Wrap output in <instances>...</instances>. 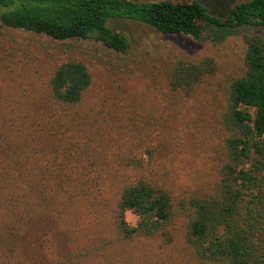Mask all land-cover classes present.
Segmentation results:
<instances>
[{
  "label": "trees",
  "instance_id": "obj_1",
  "mask_svg": "<svg viewBox=\"0 0 264 264\" xmlns=\"http://www.w3.org/2000/svg\"><path fill=\"white\" fill-rule=\"evenodd\" d=\"M121 20L198 40L204 24L264 30V0L224 16L197 0H0V264H178L169 257L176 235L191 264H264V36H245L210 191L168 189L148 160L96 133L82 61L61 60L46 80L19 74V56L77 42L126 53L128 36L110 26ZM215 72L211 58L175 59L165 84L189 96Z\"/></svg>",
  "mask_w": 264,
  "mask_h": 264
},
{
  "label": "rangeland",
  "instance_id": "obj_2",
  "mask_svg": "<svg viewBox=\"0 0 264 264\" xmlns=\"http://www.w3.org/2000/svg\"><path fill=\"white\" fill-rule=\"evenodd\" d=\"M197 1L209 13L224 16L234 5L248 0ZM110 26L128 36L130 48L126 53L118 54L95 41L77 42L65 51L53 48L46 53L33 52L26 59L19 56L23 68L19 74L33 82L46 80L61 60L71 57L82 61L92 76L84 105L96 133L111 143H125L131 154L148 160L150 173H156L168 189L210 191L218 179L222 157L218 118L226 104L229 83L245 72V36H264V30H227L204 24L196 40L163 35L130 21H116ZM203 58L214 60L215 74L189 96L171 93L164 73L171 61L198 62ZM125 218L130 224L137 221L130 212ZM170 254L178 264L190 261L178 235Z\"/></svg>",
  "mask_w": 264,
  "mask_h": 264
}]
</instances>
